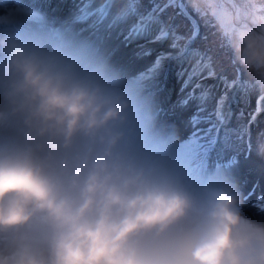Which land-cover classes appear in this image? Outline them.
Wrapping results in <instances>:
<instances>
[{
  "label": "clouds",
  "instance_id": "obj_1",
  "mask_svg": "<svg viewBox=\"0 0 264 264\" xmlns=\"http://www.w3.org/2000/svg\"><path fill=\"white\" fill-rule=\"evenodd\" d=\"M179 4L211 30L258 116L264 0ZM140 5L78 0L56 22L0 0V264H264V206L230 168L194 165L145 72L92 38L143 33Z\"/></svg>",
  "mask_w": 264,
  "mask_h": 264
},
{
  "label": "rangeland",
  "instance_id": "obj_2",
  "mask_svg": "<svg viewBox=\"0 0 264 264\" xmlns=\"http://www.w3.org/2000/svg\"><path fill=\"white\" fill-rule=\"evenodd\" d=\"M150 2L152 6L149 8V1L141 0V5L138 9L140 25L142 26L141 21L146 23L145 28H143V33L137 32L129 34L127 29L111 32L99 29L92 33V38L97 40L99 43L111 44L110 46L114 52V55L111 56L114 61H116V58H119L120 56L126 57V60L120 58L119 64L123 65L122 62L126 61V68L132 73L143 72L142 67L144 65H142V63H145L143 61L150 59L148 64L149 68L154 62L156 55H159L161 52L171 51L169 48L171 43L170 39L158 43L153 42L159 24L155 21V19L149 20L153 7L156 5L166 4L168 3V0H150ZM24 3L30 7L40 8L47 13L49 18L55 20L56 22H61L68 20L73 16L77 10L78 0H24ZM181 11L183 10L180 8L179 0H174L172 6L167 8V14L164 13L160 16V20L174 25L177 34L189 37L191 36L193 30L197 29L190 22L188 13L184 11V15L181 16ZM77 27L84 28L86 33L89 31L85 22H77ZM197 31L198 35L196 39L189 46V53L183 56H177V58L163 60L160 67L151 77H149L147 81L155 93L161 111L165 112L166 121L174 123L171 121V117H174L175 113H180L181 116H183L182 121L186 119L185 128L187 130L184 133L186 137H191L192 127L189 123V119L195 109L196 102H192L186 107L179 106L177 102L183 96H186L187 93L192 90V86L197 83L211 88L213 97L223 91L220 81L216 78L209 77L207 69L200 71L193 77L192 84H190L187 88L184 87V82L189 79V74L193 72L197 63L201 59L198 56L192 55L191 50H198L201 53H207V55L211 57L212 70H218L219 68L230 65L224 51L218 47L211 30L201 27ZM184 43V41L180 42L181 47H183ZM142 47L151 49L152 55L150 57L139 55L138 53ZM166 48H168V50H165ZM127 61L130 65H128ZM231 71L238 76L236 71L233 69H231ZM227 73H224L223 75L227 76ZM234 80L237 83V77ZM237 87L238 88H235V90H229V99L225 106V112L230 113L226 124V127L230 129L227 147L222 151H213L211 147H209L207 151L199 149L196 151H190L189 155L193 158L192 163L194 165L202 163V158L206 159L207 157L205 156L208 154L212 158L211 164L220 166L230 162L233 156L241 157V159L238 160V163L235 162V164H238L237 170H233L232 165L228 168L235 172L236 175L240 173L239 176L245 172L243 178L249 179L250 182L255 183L247 185L242 181L246 194H248V197L250 196L249 204H252L255 201V197L252 194L254 192L256 194H260L264 191V178L259 175L257 176L254 171L253 173H248L249 171L247 167H252V165L249 163L243 165L242 159L253 161V164H255V162H260V166L264 170V159H261V157L257 155L258 151L264 150V136H257V133L260 132L261 129H264V111H261L257 116L255 114L257 109L256 98L252 97L249 99L244 94L240 85ZM199 91L200 90L197 89V95H199ZM213 103L214 99H210L208 103L209 108L212 107ZM253 115L256 117L255 121L250 122ZM247 125H250L251 127V155H249L248 139L245 134V126ZM207 126L208 125L205 124L201 125V127ZM204 142L205 141L202 138L201 143ZM249 211L254 212L255 208H249Z\"/></svg>",
  "mask_w": 264,
  "mask_h": 264
},
{
  "label": "snow or ice",
  "instance_id": "obj_3",
  "mask_svg": "<svg viewBox=\"0 0 264 264\" xmlns=\"http://www.w3.org/2000/svg\"><path fill=\"white\" fill-rule=\"evenodd\" d=\"M174 0H168V3L163 5H156L153 7L152 13L149 16V20L155 19L159 24V27L155 33L153 42H161L171 40L169 48L171 51L161 52L159 55L155 56L154 62L145 72L146 77H151L155 71L160 67L161 63L165 59L177 58V56H183L189 53L191 43L196 39L198 35L197 30H193L191 36L185 37L177 34L175 26L165 23L160 20L169 6H172ZM180 8L183 10L180 12V15H184L183 5H180ZM184 41L183 47H181L180 42ZM175 53V55H174ZM141 56L150 57L152 55V50L149 48L142 47L138 53ZM191 54L200 57L201 59L197 63L193 72L189 74V79L184 82V87L187 88L192 84V79L200 71L207 69L208 76L216 78L220 81V84L223 87V91L219 92L213 97L211 88L203 86L199 83L192 86V90L187 93L186 96H183L177 103L181 107H186L192 102H196L194 111L192 112L189 123L192 127L191 139L187 145L189 151H196L199 149H204L207 151L209 147L213 151L220 150L222 151L227 147V142L229 140L230 129L226 127L228 122V117L230 113L225 112V106L229 99V90H235L236 81L234 79H229L225 75L217 76V73L212 70V61L211 57L207 53H201L200 51H192ZM197 89H199V95H197ZM183 91V88H182ZM210 99H214L212 107L209 108L208 103ZM257 112L260 111L259 106L256 109ZM255 115L251 117V121H255ZM202 124L208 125L207 127H201ZM205 141L201 143V139ZM255 197V201L261 206H264V192L252 194Z\"/></svg>",
  "mask_w": 264,
  "mask_h": 264
},
{
  "label": "bare ground",
  "instance_id": "obj_4",
  "mask_svg": "<svg viewBox=\"0 0 264 264\" xmlns=\"http://www.w3.org/2000/svg\"><path fill=\"white\" fill-rule=\"evenodd\" d=\"M60 1V0H59ZM63 19V18H62ZM103 47H105L107 50H108V52L111 54V55H114V52H113V49H112V47L110 46L111 44H105V43H100ZM165 50H168V48H166ZM127 53H128V51H127ZM116 57V56H115ZM120 58H122V59H124V60H126V57H124V56H120L119 58H116V61L115 62H117L118 64L120 63V61H119V59ZM149 61H150V59L149 60H146V61H143V62H145V63H142V65H144L142 68H143V72H146L147 70H148V64H149ZM125 62L126 61H123L122 62V64L125 66ZM127 63H128V65H130V63L127 61ZM126 67V66H125ZM142 73V72H141ZM182 117L183 116H181V114L180 113H175V116L172 118V121L177 125V127L180 129V131H181V134H182V136H184L185 134V132H186V119L184 120V121H182ZM184 134V135H183ZM184 137H186V135L184 136ZM247 163H249V164H251L252 165V167H248L249 169H251V171L250 172H252V171H254L255 173H256V175L258 176H262L263 178H264V170H263V168L260 166V162H255V164H253V161H249L248 159H243V164H247ZM264 185V184H263ZM264 192V191H263ZM249 199H250V196H249ZM252 202H253V200H252ZM249 210V209H248Z\"/></svg>",
  "mask_w": 264,
  "mask_h": 264
},
{
  "label": "trees",
  "instance_id": "obj_5",
  "mask_svg": "<svg viewBox=\"0 0 264 264\" xmlns=\"http://www.w3.org/2000/svg\"><path fill=\"white\" fill-rule=\"evenodd\" d=\"M149 1V8L152 6L150 0ZM167 14V11L165 12ZM145 23V22H144ZM145 25V24H144ZM200 48V47H199ZM229 69V70H228ZM231 69H233V67L231 65L227 66V67H222V68H219L218 70H214L216 73H217V76H220V75H223L224 73H227V77L229 79H236L237 77V83H236V88H238L237 86L240 85L241 89H242V86H241V82H240V79H239V74L238 76L234 74L233 71H231ZM234 70V69H233ZM235 71V70H234Z\"/></svg>",
  "mask_w": 264,
  "mask_h": 264
}]
</instances>
